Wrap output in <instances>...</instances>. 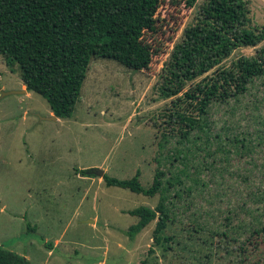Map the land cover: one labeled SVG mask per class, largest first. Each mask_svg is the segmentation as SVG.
<instances>
[{
    "label": "rangeland",
    "instance_id": "rangeland-1",
    "mask_svg": "<svg viewBox=\"0 0 264 264\" xmlns=\"http://www.w3.org/2000/svg\"><path fill=\"white\" fill-rule=\"evenodd\" d=\"M243 1L246 27L264 29V0ZM206 2L190 7L186 0H162L156 31L144 35L152 50L147 70L93 58L70 118L49 120L47 102L22 93L17 67L0 57V246L31 264H264L263 237L250 244L222 237L245 217L240 205L248 173L233 155L182 180L185 190L173 200L164 232L170 241L160 246L153 241L155 222L129 235L138 222L129 212L154 208L160 195L108 187L82 173L99 169L129 180L139 171L143 188L151 186L155 170L164 173V182L178 173L179 163L167 157L179 147L178 138L163 125L176 96L165 98L163 90L173 78L172 54L199 23ZM262 48L264 41L239 47L221 66ZM206 75L186 81L181 93ZM6 92L14 94L2 96ZM258 102L264 115V87H249L237 100L213 103L210 118L217 127L249 132L256 123L249 106Z\"/></svg>",
    "mask_w": 264,
    "mask_h": 264
},
{
    "label": "trees",
    "instance_id": "trees-1",
    "mask_svg": "<svg viewBox=\"0 0 264 264\" xmlns=\"http://www.w3.org/2000/svg\"><path fill=\"white\" fill-rule=\"evenodd\" d=\"M197 0H186L193 6ZM162 0H0V57L9 68L17 67L27 93L42 97L57 119L70 118L81 95L93 58L112 60L140 72L149 69L152 50L144 35L156 31V13ZM199 23L185 31L184 41L172 54L173 78L164 87L165 98L176 96L163 125L175 133L179 147L167 155L179 163L178 173L164 182L155 170L151 186L143 188L140 172L129 180L106 174L108 187H118L145 197L160 195L154 208L129 212L138 222L129 229L134 237L155 222L153 241L163 245L173 215V200L182 197V180L192 170L233 159L243 162L248 176L240 211L245 216L236 227H226L224 238L253 243L264 238V115L261 102L249 106L256 122L249 132L236 127H217L210 118L215 102L237 100L249 87H264V48L254 56H241L221 66L233 50L256 47L264 41V29L246 27L243 0H207ZM174 68V69H173ZM210 72V73H209ZM204 76L185 90L186 81ZM181 75L184 79H181ZM175 82L176 88L171 84ZM169 85V86H168ZM258 85V86H257ZM166 90V91H165ZM175 128V129H174ZM210 160V161H208ZM208 161V162H207ZM210 162V163H209ZM86 177H95L87 175ZM242 243V242H241ZM245 247L240 251L244 252ZM0 264H31L25 257L0 246ZM142 264H146L143 261Z\"/></svg>",
    "mask_w": 264,
    "mask_h": 264
},
{
    "label": "water",
    "instance_id": "water-1",
    "mask_svg": "<svg viewBox=\"0 0 264 264\" xmlns=\"http://www.w3.org/2000/svg\"><path fill=\"white\" fill-rule=\"evenodd\" d=\"M22 93H27L26 90H24ZM14 93L11 92H6V93H2V96H8ZM57 118L55 116L51 117L49 120H56ZM87 175H93L95 177H99V178H103V176L105 175L104 171L99 170V169H91L86 171Z\"/></svg>",
    "mask_w": 264,
    "mask_h": 264
},
{
    "label": "crops",
    "instance_id": "crops-1",
    "mask_svg": "<svg viewBox=\"0 0 264 264\" xmlns=\"http://www.w3.org/2000/svg\"><path fill=\"white\" fill-rule=\"evenodd\" d=\"M24 87V86H23ZM25 88V87H24ZM52 114V113H51ZM105 173V172H104ZM89 178H91V177H89ZM94 178H96V177H94ZM99 183H101L102 182V178H99V181H98Z\"/></svg>",
    "mask_w": 264,
    "mask_h": 264
}]
</instances>
